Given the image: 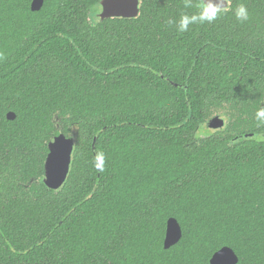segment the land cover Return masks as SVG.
<instances>
[{
	"label": "trees",
	"instance_id": "trees-1",
	"mask_svg": "<svg viewBox=\"0 0 264 264\" xmlns=\"http://www.w3.org/2000/svg\"><path fill=\"white\" fill-rule=\"evenodd\" d=\"M32 1L0 0V264H210L225 246L264 264V0L183 33L201 0L105 20L101 0ZM216 113L227 129L198 138ZM61 133L76 144L54 190Z\"/></svg>",
	"mask_w": 264,
	"mask_h": 264
},
{
	"label": "water",
	"instance_id": "water-1",
	"mask_svg": "<svg viewBox=\"0 0 264 264\" xmlns=\"http://www.w3.org/2000/svg\"><path fill=\"white\" fill-rule=\"evenodd\" d=\"M201 1L203 4L204 0ZM44 2L45 0H33L31 4L32 11H40ZM205 2L207 3L208 0H205ZM99 5L101 7L99 16L102 20L111 18L129 19L138 17L141 9V0H101ZM7 118L9 120H14L16 114L14 112H9ZM210 121L214 128H222L225 124L224 119L220 116H216ZM75 144V138H68L62 133L55 136L49 143V152L44 167V184L48 188L58 190L66 183L71 170ZM182 237L183 230L179 221L176 218H170L167 223L164 243L165 248L170 249L177 245ZM238 263L239 256L235 250L229 246H225L218 250L210 260V264Z\"/></svg>",
	"mask_w": 264,
	"mask_h": 264
},
{
	"label": "clouds",
	"instance_id": "clouds-1",
	"mask_svg": "<svg viewBox=\"0 0 264 264\" xmlns=\"http://www.w3.org/2000/svg\"><path fill=\"white\" fill-rule=\"evenodd\" d=\"M185 8L192 7V0H184ZM228 10V0H208L200 6V10L196 14L189 15L187 13L180 16L178 22V31L183 33L189 30V26L193 24L213 23L218 16ZM235 18L238 21H246L249 18L248 9L244 4H239L235 9ZM169 23H175L169 21ZM256 118L264 121V107H260L256 112ZM105 162V154L97 152L94 156V167L98 172H103Z\"/></svg>",
	"mask_w": 264,
	"mask_h": 264
},
{
	"label": "rangeland",
	"instance_id": "rangeland-1",
	"mask_svg": "<svg viewBox=\"0 0 264 264\" xmlns=\"http://www.w3.org/2000/svg\"><path fill=\"white\" fill-rule=\"evenodd\" d=\"M221 117H223V118H225V119H227V116H221ZM212 118H214V117H212ZM211 118V119H212ZM210 119V120H211ZM209 120V121H210ZM207 122L206 123V125H204V126H202L200 129H199V131L197 132V137L198 138H203V137H206V136H208V135H210L212 132H215V131H219L220 129H217V128H214L212 125H211V121L210 122Z\"/></svg>",
	"mask_w": 264,
	"mask_h": 264
},
{
	"label": "flooded vegetation",
	"instance_id": "flooded-vegetation-1",
	"mask_svg": "<svg viewBox=\"0 0 264 264\" xmlns=\"http://www.w3.org/2000/svg\"><path fill=\"white\" fill-rule=\"evenodd\" d=\"M224 116V114H221V113H216V114H214V115H212L209 119H211L212 117H216V116ZM225 116H226V114H225ZM223 118V117H222ZM224 119V121H225V124H224V126L222 127V128H217V129H220L219 131H224V130H226L227 129V126L230 124V121H229V119H228V117H227V119H225V118H223Z\"/></svg>",
	"mask_w": 264,
	"mask_h": 264
}]
</instances>
